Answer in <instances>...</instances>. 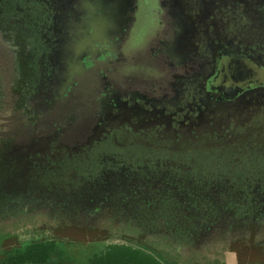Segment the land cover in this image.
I'll return each mask as SVG.
<instances>
[{"label": "flooded vegetation", "instance_id": "obj_1", "mask_svg": "<svg viewBox=\"0 0 264 264\" xmlns=\"http://www.w3.org/2000/svg\"><path fill=\"white\" fill-rule=\"evenodd\" d=\"M0 88V228L105 190L176 254L264 222V0H0Z\"/></svg>", "mask_w": 264, "mask_h": 264}, {"label": "rangeland", "instance_id": "obj_2", "mask_svg": "<svg viewBox=\"0 0 264 264\" xmlns=\"http://www.w3.org/2000/svg\"><path fill=\"white\" fill-rule=\"evenodd\" d=\"M2 129L0 128V131ZM40 143L39 145H41ZM25 150L20 149L19 155ZM107 190L103 191L98 197L88 196L83 197L85 207L82 204L72 205L71 213H61L55 209L56 216H66L67 219L59 220L54 226L51 220L48 219V212L41 209L43 220L23 221L10 227L8 224L2 222L0 231V264L5 257L13 251L24 250V248L34 242L54 243L53 251L57 252V257L50 258L54 264L57 261H62L60 264H87V260L94 253L105 252L107 245H132L129 248L139 254H149L154 258L162 260V255L167 261L173 262V258L178 257V264H190L189 261L192 256L195 259L201 260H215L222 264H227V257L231 256L235 264H264V222L247 220H237L226 222L224 228L213 227L210 233H205L208 236L206 246L211 250H206L200 244L197 249L199 253L185 254L173 253V235L170 230H166L163 223L156 222L159 229L152 228L150 222L144 223L137 215V212L123 213L121 211L107 210L105 208L109 200ZM43 203L59 204L62 199L57 195L49 193L38 194ZM26 203L24 199L20 203ZM97 204V205H96ZM100 207L94 214L93 210H88V207ZM11 206H17L13 203ZM25 206L19 209L10 208L9 212L12 216L20 215L17 219L23 218ZM172 212V211H171ZM93 217L91 218V215ZM113 215V216H112ZM122 215V216H120ZM27 218H34V216H26ZM93 220V222H92ZM22 223V224H21ZM161 224V226H160ZM11 231L6 234L5 231ZM6 231V232H7ZM165 235L166 237H162ZM138 244V245H137ZM124 246H110L106 255H113L118 253V250L126 249ZM153 247L157 250H153ZM128 248V247H127ZM127 251V250H125ZM230 254V255H229ZM163 261V260H162ZM51 262V263H52ZM202 262V261H201ZM199 264V263H193Z\"/></svg>", "mask_w": 264, "mask_h": 264}, {"label": "trees", "instance_id": "obj_3", "mask_svg": "<svg viewBox=\"0 0 264 264\" xmlns=\"http://www.w3.org/2000/svg\"><path fill=\"white\" fill-rule=\"evenodd\" d=\"M1 97L2 92L0 91V100ZM125 248L113 255L102 256L93 264H161L149 254L142 255L132 251L129 247ZM50 250L51 246L47 244L27 245L24 250L8 254L2 264H54L48 254Z\"/></svg>", "mask_w": 264, "mask_h": 264}]
</instances>
